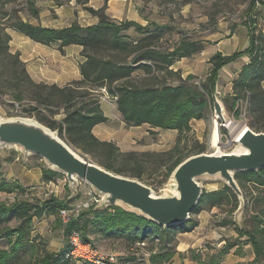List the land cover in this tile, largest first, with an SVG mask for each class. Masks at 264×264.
Returning a JSON list of instances; mask_svg holds the SVG:
<instances>
[{
    "label": "trees",
    "instance_id": "1",
    "mask_svg": "<svg viewBox=\"0 0 264 264\" xmlns=\"http://www.w3.org/2000/svg\"><path fill=\"white\" fill-rule=\"evenodd\" d=\"M56 1L63 4L60 0ZM77 1L84 4L86 10L99 18L97 24L82 26L75 20L69 26L53 28L25 20L16 11L14 14L5 13L0 17V96L10 95L18 103L28 98L39 105L55 104L58 100L57 102L65 106L66 115L63 121L57 125L51 120L43 121V117H38V120L50 128H59V134L63 139L65 138L62 131L65 128L69 139L75 142L77 147L100 158L97 163L118 174L142 180L145 165L140 161L139 156L163 157L165 160H162L161 164L167 170L166 175L171 176L174 169L186 158L205 152L203 144L185 151L180 143L181 137L191 129L192 119L203 118L205 110L213 108L220 70L237 58L248 55L250 61L242 67L238 77L234 79V93L224 97L223 101L226 108L239 118L242 114L240 101L246 100L248 125L255 131H264V88L262 86L264 31L259 28L256 17H250L247 20L250 31V46L247 49L235 51L232 54H223L221 51L214 53L208 60L210 63L208 74L199 87L186 82L173 85L161 80L157 72L168 69L167 67L177 59L201 50L200 42L182 40L172 50H163L156 43L164 34L166 26L154 22L142 25L134 20L117 21L106 11L108 0H105L104 5L99 8L87 6L89 0ZM256 1L251 0L248 5L247 12L250 16L255 11ZM261 3L264 5V0ZM33 14L38 15L39 9L35 8ZM152 24L155 25V30L150 29L149 25ZM132 27L136 31L146 32L141 38L131 39L127 33ZM8 28H13L43 44L58 43L62 52H65L64 47L67 45H82V54L86 57L80 65L83 78L65 86L36 82L31 77L26 62L21 58L20 51L11 50L12 36ZM106 53L110 55H105ZM137 70L143 71L140 74L143 76L140 77V83L133 80ZM167 72L170 74L172 71ZM192 77L193 75L189 74L186 80ZM106 93L116 97L118 110L127 125L149 124L153 128L176 129L178 140L175 146L162 152L122 151L115 142L99 139L93 133V128L98 123L109 120L101 109L100 103L102 96ZM87 96H90L87 104L79 105L80 99ZM132 164L135 167H132ZM43 173L44 178L48 180L60 174L51 168H44ZM235 177L243 190L245 199H247V193L244 189V180L254 182L258 188H263L258 199H262V205H264V166L257 171H238ZM1 190H10L5 179L0 180ZM231 197H234L238 204L236 193L225 185L221 189L204 191L199 204L207 201L212 205L222 204L226 198ZM198 206L192 212H195ZM68 208L66 200L57 196L44 200L17 199L11 204L0 201V235L10 237L17 235V240L10 250L0 246V264H10L14 261L18 248L28 239L34 217L44 214L57 215L64 227L66 247L59 252L46 250L33 264H93L88 260L81 261L80 258L79 261L70 254L72 248L70 239L74 233H78L83 242L90 243L89 235L97 232L103 235L123 233L140 241H145L148 236L157 237L158 249H152L149 257L153 264L170 261L178 253L173 226L163 227L147 217L118 205L99 209L95 204L80 209L77 215H71L69 220L64 222L60 217L61 210ZM256 213L253 216L255 227L249 230L238 228V236H247L246 240L252 243L254 259L251 264H264V209ZM13 218L18 219L19 224L15 227L8 226L7 223ZM183 224L193 226L195 220L191 217ZM227 248L229 247L221 252L205 256L198 253L194 259L197 264H221L224 253L228 251Z\"/></svg>",
    "mask_w": 264,
    "mask_h": 264
},
{
    "label": "rangeland",
    "instance_id": "2",
    "mask_svg": "<svg viewBox=\"0 0 264 264\" xmlns=\"http://www.w3.org/2000/svg\"><path fill=\"white\" fill-rule=\"evenodd\" d=\"M60 1L63 4H59L56 0H0V17L4 16L5 13L14 14L16 11L25 20L31 21L37 19L41 23L42 19L43 21H48L51 16H62L58 13L60 12L58 10H61V8L65 11L74 8L73 18L76 16L74 21H79L78 16L92 15L85 9V5H82L77 0ZM98 1L94 0L92 2V0H89L86 5L95 8L104 5L103 1L105 0ZM128 1L130 3V0ZM250 1L132 0L133 10L146 20V25L149 22H154L166 26L164 34L156 43L163 50H172L182 40L198 41L201 43V50L181 57L171 66L167 67L168 69L157 72L159 78L173 85L186 82L199 87L209 71L208 48L211 47H208V45L218 37L228 36V34L230 36L232 34L230 32L241 24H246L250 17H256L259 23L258 16H264L262 0H257L255 11H253L251 16L248 14L247 8ZM112 4L114 5V0L111 3V7ZM35 8L39 9L38 15L33 14ZM120 8L123 11H118ZM114 9L118 14L111 12L117 16H131L134 13L127 10L125 4L121 7L114 6ZM149 27L151 30H155V25L152 24ZM130 30L127 34H129L131 39L141 38L143 33L146 32L136 31L134 27ZM105 55H110V53H106ZM167 71L172 72L167 74ZM142 72V70L135 72L136 76L133 80L136 83H140L143 77L140 75ZM189 74H192L193 77L186 80ZM107 95L106 93L103 96ZM89 98L90 96L81 98L79 105L87 104ZM102 99L104 98L102 97ZM114 99L116 101V98ZM57 101H55V104L39 105L36 101L28 98L18 103L10 95L0 96V118L26 117L38 120V117H43V121L51 120L59 125L63 121L66 112L64 104ZM244 104L247 105L246 101H244ZM31 107L38 109L33 110ZM115 107L116 110V104ZM223 107L226 122L217 115L214 106L209 110L208 108L205 110L203 118L191 120V129L185 132L180 140L181 146L185 148V151L198 144L205 146V152H216L218 150L231 152L241 149L239 143L234 140L235 134L231 129L230 123L235 124L240 129L244 123L248 124L249 117L246 114L247 110L245 108L246 112L244 110L241 116L236 118L231 111L227 110L225 105ZM116 112L117 114L111 123H113V126L119 127L122 117L118 109ZM215 127L218 129V146L212 144V135ZM53 130L58 133L60 131L59 128ZM145 131L149 133L144 137L140 135L141 138L138 140V144L136 143V148H126L134 147L135 145L133 144L129 145L125 143L120 146L117 142H113L122 151L162 152L173 148L178 140V131L176 129L159 128L153 130L147 128L146 130H142V132ZM62 135L76 151L95 162L99 161V157H95L77 147L76 143L69 139L65 128H63ZM137 135L135 133L134 137ZM139 159L145 165V172L142 180L138 179L152 187L156 195L168 193L172 176L166 175L167 170L161 164L165 158L139 156ZM134 164H132V167H135ZM44 168L51 167L40 155L30 153L25 156L18 146L0 148V180L5 179L10 187V190L0 191V201L11 204L17 199L44 200L51 196H57L60 199L66 200L69 205L67 210L77 212L82 208H86V204L93 200L95 196L94 189L86 181L79 179L76 188L73 189L64 173L60 172L59 175L50 180L44 178ZM199 181L203 185L204 191L221 189L227 185L226 181L218 176L202 177ZM244 189L245 193H247V199H245V207L241 211H239V198L238 204L234 197L226 198L222 204L216 205H212L211 202L207 201L201 204L198 203L199 206L197 204L196 211L191 212L190 216L195 220V225L189 226L183 223L171 225L173 226V234L177 241V250L180 253H176L170 261L160 264H173L174 260L179 259V256L180 259H191L193 264H197V261L194 259L196 254L200 253L202 256H205L221 252L226 247L229 248L224 253L221 264H225L224 261L228 258H231L232 264H251L254 259L252 243L246 240L247 236H238V228L249 230L255 227L253 216L257 214L256 212L264 209L262 199H258L263 188H258L254 182L244 180ZM116 205L121 206L120 204ZM73 214L77 215L76 213ZM19 222L18 219L13 218L7 225L15 227ZM63 228V224L59 222L56 214H44L40 217H34L33 223L30 226L28 239L18 248L17 256L10 264H33L46 250L55 252L64 250L66 239L63 235ZM16 236L15 234L11 237L0 235L1 248L10 250L17 240ZM89 238L91 243L82 241V244H79L80 246H76L75 252L71 248L70 254L74 258H80L82 259L81 261L88 260L93 264H107L108 262L106 261L123 264H153L149 259L150 253L152 249H158L159 243L157 237L148 236L145 238V241H140V239L129 237L123 233L103 235L97 232L90 234Z\"/></svg>",
    "mask_w": 264,
    "mask_h": 264
},
{
    "label": "water",
    "instance_id": "3",
    "mask_svg": "<svg viewBox=\"0 0 264 264\" xmlns=\"http://www.w3.org/2000/svg\"><path fill=\"white\" fill-rule=\"evenodd\" d=\"M214 109L226 122L217 97ZM234 140L240 150L202 152L186 158L172 172L169 192L156 195L140 179L111 171L76 151L57 131L35 118H0V148L18 146L25 156L40 155L51 169L66 174L73 189L79 179L86 181L102 199L99 209L120 204L163 227L189 220L204 192L199 181L202 177L223 178L240 200L239 211L244 209L245 197L235 173L264 166V131H255L244 123Z\"/></svg>",
    "mask_w": 264,
    "mask_h": 264
},
{
    "label": "crops",
    "instance_id": "4",
    "mask_svg": "<svg viewBox=\"0 0 264 264\" xmlns=\"http://www.w3.org/2000/svg\"><path fill=\"white\" fill-rule=\"evenodd\" d=\"M93 1L94 0H92V2ZM112 1L113 0H108V7H107L108 14L113 15V16L111 15L112 18H114L117 21L134 20L142 25H146V20L133 10L134 9L133 4L131 3L132 0H130V3L128 0H114V5L112 4L111 7ZM103 2L105 3V1ZM123 4L126 5L127 10H129L130 12H134L131 16H117L113 14V13L118 14L117 12H115L114 6L121 7ZM58 11H60L58 13L62 16H55V17L51 16L48 19V21H43L42 19L41 23H39L37 19L31 20V22L34 24H42L43 26L53 27V28H61V27L69 26L72 24V22H74V19L76 18V16L75 18H73L74 8L72 9L70 8L68 11H65L63 10V8H61V10ZM118 11H123V9L120 8ZM92 15L78 16V20H79L78 22L82 26L97 24L99 22V18L97 16L94 15L92 16ZM258 17H259L258 26L260 29L264 31V16H258ZM130 29L128 30V32L131 31ZM8 31L12 36V39L10 41V47L12 51H20L21 58L26 62L27 69L31 77L36 82H45L48 84H57L59 86H65L74 80H80L83 78L80 65L86 60V57L82 54V50H83L82 45L80 44L67 45L64 47L65 52H62L60 50V46L58 43L47 45L37 42L13 28H8ZM230 33H232L230 36L228 34V36L218 37L214 39L211 44L208 43L209 44L208 47H211L208 48V54H209L208 60L217 51H221L223 54H232L235 51L245 50L250 46V31L247 23L241 24ZM249 61H250V57L248 55H243L237 58L236 60L226 64L220 70L216 85V95L219 101L221 102V104L222 103L224 104L223 101L224 97L230 96L234 93L233 92L234 79L238 77L242 67L245 64H247ZM262 86L264 88V80L262 81ZM95 91L99 92L97 90ZM102 97L104 99L100 100L101 109L103 110L104 114L109 118V120L106 122L98 123L97 125L94 126L93 133L99 139L109 140V141L112 140L117 142V144L120 146L121 144L123 145L125 143L129 145L133 144L135 145L134 147H126V148L128 149L136 148L138 144V140L149 133L148 131L142 132L143 129L145 130L147 128L153 130L159 129V128L150 127L149 124H143L139 126H129L123 120L121 113L120 115L122 118L119 127L113 126V123L111 122L113 121L114 117L117 114L116 112L118 109L117 102L113 97L109 95ZM244 101L246 100L240 101L242 112L245 110V108H247V105L244 104ZM246 103L248 102L246 101ZM115 104L117 106L116 110H115L116 108ZM223 104L222 106L225 105ZM135 133H137L138 135L134 137ZM178 253L180 252L178 251ZM230 259L231 258H228L226 261H224L225 264H232V260L230 261ZM175 263L193 264L191 259L184 258L183 260L180 259V256L178 260L177 259L174 260L173 264Z\"/></svg>",
    "mask_w": 264,
    "mask_h": 264
},
{
    "label": "built area",
    "instance_id": "5",
    "mask_svg": "<svg viewBox=\"0 0 264 264\" xmlns=\"http://www.w3.org/2000/svg\"><path fill=\"white\" fill-rule=\"evenodd\" d=\"M114 98H116V97H114ZM219 116V115H218ZM94 198H93V200L92 201H90V202H88L87 204H86V207H88L89 205H91V204H95L96 206L97 205H99L100 204V202H101V197L100 196H98L96 193H94ZM80 210H78L77 212H70L69 210H67V209H63V210H61V217H62V219H63V221L64 222H67L68 220H69V218H70V216L73 214V213H78ZM70 241H71V244H72V249H73V251L75 252V248H76V246H80L79 244L81 243L82 244V240H81V238H80V236H79V234L78 233H74L72 236H71V239H70ZM113 260H114V258H112Z\"/></svg>",
    "mask_w": 264,
    "mask_h": 264
},
{
    "label": "bare ground",
    "instance_id": "6",
    "mask_svg": "<svg viewBox=\"0 0 264 264\" xmlns=\"http://www.w3.org/2000/svg\"><path fill=\"white\" fill-rule=\"evenodd\" d=\"M230 124H231L230 125L231 126V129H232V131L234 132L235 135H237L241 131V129L243 128L242 127L240 129V127L236 126L235 124H233V123H230ZM212 144L214 146H216V145L218 146V144H219V136H218V129H217V127H215V129L213 130Z\"/></svg>",
    "mask_w": 264,
    "mask_h": 264
}]
</instances>
